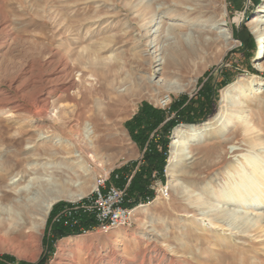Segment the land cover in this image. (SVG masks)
<instances>
[{
  "label": "rangeland",
  "instance_id": "374dc122",
  "mask_svg": "<svg viewBox=\"0 0 264 264\" xmlns=\"http://www.w3.org/2000/svg\"><path fill=\"white\" fill-rule=\"evenodd\" d=\"M197 6L209 11L211 18L188 30L178 25L175 34L186 41L197 30L214 31L204 33L207 39L223 37L185 73L171 69L166 77L159 71L164 59L148 72V57L162 58V49H156L176 41L162 24H183L167 9L182 8L183 15L199 18L190 11ZM215 6L219 11L213 13L208 7ZM262 6L264 0H0V264H264V227H259L264 223V206L259 205L264 145L247 143L244 132L248 126L264 142V92L252 95L240 122L220 131L230 120L220 102L224 90L240 79L249 86L253 75L264 80V59L257 60L264 42L249 27L254 17L264 21V13H258ZM152 9L156 13L148 12ZM224 10L226 21L216 27ZM144 11L148 15L143 19ZM229 30L232 39L226 40ZM250 37L256 45L253 50L246 45ZM107 38L113 43L100 51L102 63L115 56L124 64L114 76L113 93L99 88L104 83L103 65L93 74L78 60L83 50L98 48ZM63 61L67 72L77 67L76 79L83 72L85 77L70 98L58 100ZM134 79L147 80L150 89L140 96L118 98L116 94ZM89 85L93 90L84 99L79 91ZM183 100L203 107L199 114L193 112L202 116L199 123L179 118L176 108ZM44 103L49 104L47 112L36 115ZM148 107L161 111L164 120L144 132L137 126L131 130ZM216 114L219 122L213 126L219 131L200 144L192 174L179 177L174 187L166 186L176 129L200 126ZM141 135H147L143 142ZM152 148V154L166 158L164 178L152 173L154 197L133 205L130 226L107 233L56 232V216L92 197L100 175L114 184L121 171L133 175ZM70 181L82 184L70 186ZM251 187L258 192L245 197ZM77 189L83 192L81 199L65 196ZM229 192L240 201L223 207L218 195ZM54 194L64 197L51 208L43 230L33 234L31 217Z\"/></svg>",
  "mask_w": 264,
  "mask_h": 264
},
{
  "label": "bare ground",
  "instance_id": "6f19581e",
  "mask_svg": "<svg viewBox=\"0 0 264 264\" xmlns=\"http://www.w3.org/2000/svg\"><path fill=\"white\" fill-rule=\"evenodd\" d=\"M208 8L210 9L212 8L213 13L219 11V7H216V6L208 7ZM165 10L166 9H162L160 10V12H164ZM167 10L168 12L170 11V15H171L170 17H172V19L182 20L183 24H169V23L162 24L163 29L166 28V26L168 25L169 31H171V33L174 35V38L176 40L175 44H172L170 47H167V48L163 44L162 47L160 46L159 49H156V52L157 51L159 52L162 49L160 53L163 55L162 58L157 59L158 56L153 57L150 55L148 57V63L146 67L148 72H152L153 70L152 65L156 63L157 61L164 59V61L162 60L163 67L159 71H162L166 77L171 74V71H170L171 69L178 70L181 73H185L188 70H190L193 66H195L196 61L201 57L204 51L208 50L209 48L214 47L218 42V38L223 37V35H218V38L211 37L207 39L205 38L204 33L208 31L211 34H214V31L197 30V31H194V33L190 35L189 37L190 40L186 41L180 34H175L174 31L178 30L176 26L179 25L181 26L180 29L183 28V29L188 30L189 26L191 25L192 26L193 25H198V26L203 25L209 18H211V16L206 14V13H209V11L206 12L202 6H197L193 10L190 9V11L199 13L201 16H199V18H195V17L191 18L192 16L191 17L189 15L186 16L180 12L182 8H179V10L176 8H173V10L168 8ZM148 12L150 14L156 13V9L155 10L152 9ZM148 12L144 11L141 17L144 19L148 15ZM258 13L259 14L264 13V6L259 8ZM226 15H227V10L225 11V13H223L220 19H217L216 27L223 25L225 23ZM152 17L153 15L150 16L149 19H151ZM151 21L152 20H150L149 22ZM263 25H264V21L259 20L258 17H254L249 23V27L251 31L255 35L258 36L260 43L264 42V29L262 28ZM214 26H215V23H214ZM232 34H233V31L229 30V33L225 36L226 40L232 39ZM167 39H168L167 36H164L163 43H165ZM154 41L155 40H152L150 43L147 44L148 48L153 44ZM111 43H113V40L111 38H107L106 40H104V42H102L101 46H99L98 48L87 47L85 50L82 51L80 55V59H78L79 64L88 68L90 72H92L93 74L98 73V71H100L99 70L100 67L102 65L104 66V69L101 71L104 83L101 84V86H99V88H104V91H103L104 93L106 91H109L110 93L115 92L114 76L116 73L120 74L124 67V64L121 65L119 61H117L116 59L117 57L115 56L107 57L106 58L107 62L102 63L103 58L100 55V51L110 46ZM63 58L65 59L64 56ZM259 59H264V49L263 51H261V49L258 51L257 60ZM116 67L118 68L117 70H115ZM76 68L77 67L74 66L70 69L69 72H67V63L64 61L62 62L61 73H64L63 74L64 78L61 83V93L62 94L59 95L58 100H63L64 98H68V97L70 98L71 93L74 92L76 89H80L81 86L84 84L85 76H84L83 71H82L83 72L82 76L79 79H76L73 76L74 75L73 73ZM165 81L167 82L168 80L165 78ZM242 81L243 79H240L238 81L231 83L222 93L221 100H220L221 106L226 109V113L230 117L229 122L226 125L222 126V129L220 130L222 132L225 131L227 128L234 126L236 123L240 122V120H242L246 116V112L248 111V108H250L249 102L251 101L253 94H260L264 92V80L263 79H259L257 76L253 75L250 77L249 86L243 85ZM149 89H150V82H148L147 80L137 81L134 79L132 84L130 83L129 86L127 85V87L123 91H121L120 94H116V95L118 96V98H123L126 95L127 96L129 95L130 96L132 95L140 96L143 94V92ZM92 90H93V86L89 85V86H85V89L80 90L79 93L82 95V98L85 99L91 93ZM39 103L40 102H38L37 104ZM48 108H49L48 103L41 104V106H38L36 108L35 114L38 116H41L47 112ZM93 110L94 109H91V111ZM107 113L108 115H110L111 112L108 111ZM218 117L219 116L216 114V116L213 117L212 121L208 123H204L200 126L188 125V126H180L179 128L176 129L174 136L172 138L170 156H169L168 165L166 169L167 178H168L166 186L170 188L174 187L175 185H177V183H179L178 181L179 177L192 174V171H190V169L192 165L194 164V162L198 159L197 157L198 151L200 150V148H202L200 144H202V142L206 138L214 135L215 133L219 131L216 127L213 126L214 122H219ZM250 131H251L250 127L248 126L244 127V132L248 135L247 143L251 144L252 146L253 145H264V142H262V139L259 137V134H255V133L253 134V133H250ZM218 146H222V145H218ZM208 151H210L209 148H208ZM86 155H88L89 157H94L90 152H87ZM230 166L232 165L230 164ZM185 167L189 168V170H185L186 169ZM88 174H91V172H88L85 175H88ZM262 182H264V179ZM81 184L82 183L78 181L69 182L70 186L73 185L75 187H79ZM257 192H258V189H255V187H251L246 192V194L244 193L243 195L245 197H248V196H252L256 194ZM263 192H264V189H263ZM62 196L63 195L61 194H54L50 196L49 198H47V200H45L43 207L40 208L41 210L37 211L36 214L33 217H31L30 223H31V230L33 234H37L38 232L41 231L49 215L51 208L54 205H56V203L61 199ZM65 196L71 200H78L83 197V192L81 191V189H77L74 192L67 193ZM218 196L223 201L222 203L223 207L225 205H229V206L235 205L236 203L240 201L239 200L240 197H238L236 194H233L232 192H229L225 195H218ZM259 201H260V198H259ZM259 205L264 206V193L261 197V204L259 203ZM259 227L261 228L264 227V223L260 224ZM4 230H6V228Z\"/></svg>",
  "mask_w": 264,
  "mask_h": 264
},
{
  "label": "trees",
  "instance_id": "16d2710c",
  "mask_svg": "<svg viewBox=\"0 0 264 264\" xmlns=\"http://www.w3.org/2000/svg\"><path fill=\"white\" fill-rule=\"evenodd\" d=\"M248 42L249 44H247ZM247 43L246 45L248 46V48L252 50L256 47L251 37L249 38ZM246 45L244 44L245 47ZM172 108L175 107L173 106ZM176 109L178 111V116L180 119H183L184 117L187 119L189 118L188 120L191 123H199L201 121L200 119L202 118V116L200 117L197 115H193V112L202 111L203 107L199 106L197 108H194L191 104V101L186 104L185 100H183L182 103H180V105H178ZM197 114L199 113L197 112ZM205 114L206 113H204V115ZM162 120H164V116L161 111L148 107L144 109L140 117L138 116L134 120V125H132L133 127H131V130L135 131L134 128L137 126L139 129L142 130V132H144L149 128L155 127ZM146 136L143 137L141 135L139 141H145ZM152 152H154L153 148L151 149V152L148 153L147 160H144L142 167L133 175L130 174V171H121V173H118L117 179H114L113 175V179L114 181H116L115 184L121 187H124L127 184V179L131 176V180L128 185V194L129 197L133 200L130 205L131 207H133V205L139 202L151 201L154 197V191L151 189V183L154 181V178H152L153 172H157V177L161 178V180H163L164 178V162L166 161V158L161 155H156L154 153L152 154ZM54 211L55 208L53 209L52 214ZM77 217L79 218L80 225L87 230L94 228L96 225L95 217L92 214L81 212L77 214ZM56 226V232L60 236L81 234L80 227L72 226L67 219L57 222Z\"/></svg>",
  "mask_w": 264,
  "mask_h": 264
},
{
  "label": "built area",
  "instance_id": "2783aa9c",
  "mask_svg": "<svg viewBox=\"0 0 264 264\" xmlns=\"http://www.w3.org/2000/svg\"><path fill=\"white\" fill-rule=\"evenodd\" d=\"M130 180L131 177L127 179V184L121 187L109 182L107 176L100 175L95 194L84 201L74 203L72 207H66L56 216V220L60 222L67 219L72 226L80 227L81 234L93 229L107 233L116 228L130 226L134 215V208L130 206L132 200L128 194ZM81 212L95 217L94 228L87 230L80 225L77 214Z\"/></svg>",
  "mask_w": 264,
  "mask_h": 264
}]
</instances>
